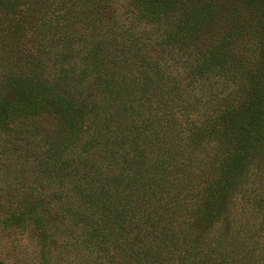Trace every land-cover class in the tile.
Instances as JSON below:
<instances>
[{"label": "trees", "instance_id": "1", "mask_svg": "<svg viewBox=\"0 0 264 264\" xmlns=\"http://www.w3.org/2000/svg\"><path fill=\"white\" fill-rule=\"evenodd\" d=\"M0 18V137L57 121L39 179L83 201L94 253L264 264L246 199L264 187V0H0ZM43 200L17 194L0 228L45 233Z\"/></svg>", "mask_w": 264, "mask_h": 264}, {"label": "rangeland", "instance_id": "2", "mask_svg": "<svg viewBox=\"0 0 264 264\" xmlns=\"http://www.w3.org/2000/svg\"><path fill=\"white\" fill-rule=\"evenodd\" d=\"M0 22L5 27L3 18H0ZM16 128L28 133L17 134ZM16 128L0 137V208L14 204L17 194L40 192L44 200L37 203L38 224L46 231L42 234L36 226L0 228V261L4 264H105L104 261L119 264L118 259H106L100 252L92 251L91 243L86 238V225L72 215V210L76 206L82 207L83 201L73 200L69 207L59 197L58 192L63 188L61 183L48 185L39 179L42 173L36 160L47 146L49 150L53 148L57 121L50 117L33 119ZM114 168L118 169L116 165ZM73 194H70V199ZM246 199L255 215L260 208H264V187L259 184L252 187ZM111 202L117 208L123 205L122 202L113 201L106 204L110 206ZM246 221L239 218L242 224ZM251 223L255 225L257 221ZM255 230L249 234L252 240L256 239Z\"/></svg>", "mask_w": 264, "mask_h": 264}]
</instances>
